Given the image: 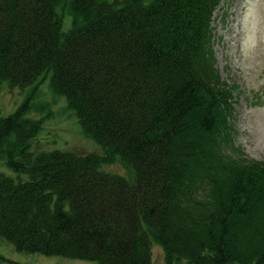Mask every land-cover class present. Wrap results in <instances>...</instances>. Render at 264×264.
Listing matches in <instances>:
<instances>
[{
    "label": "trees",
    "instance_id": "16d2710c",
    "mask_svg": "<svg viewBox=\"0 0 264 264\" xmlns=\"http://www.w3.org/2000/svg\"><path fill=\"white\" fill-rule=\"evenodd\" d=\"M220 1L0 0V83L50 73L102 149L30 152L42 118L27 115L48 107L33 94L0 117V154L27 176L0 175V238L98 264H152V244L164 264H264V163L227 154L236 86L214 64ZM114 164L131 178L101 170Z\"/></svg>",
    "mask_w": 264,
    "mask_h": 264
},
{
    "label": "rangeland",
    "instance_id": "374dc122",
    "mask_svg": "<svg viewBox=\"0 0 264 264\" xmlns=\"http://www.w3.org/2000/svg\"><path fill=\"white\" fill-rule=\"evenodd\" d=\"M114 1V0H107ZM226 14V19L222 16ZM233 12V14H232ZM71 16L62 15L63 31L70 29ZM213 50L215 68L220 80L227 86H236L232 95L234 145L227 152L232 158H245L264 163V0H227L215 11L213 20ZM33 94L36 105L47 104L45 110L31 112L27 117L41 119V129L30 141L33 154L54 150L74 151L80 154L102 153L101 147L81 132L73 110L67 107L62 95L50 88V73H43L34 84L23 88L0 83V117L13 113ZM49 115L46 116V114ZM233 143V141H232ZM6 154H0V175L15 181H26L6 164ZM102 171L131 178L130 173L116 164L101 167ZM152 264H164L163 252L151 245ZM0 264H98L93 261L17 252L13 245L0 238ZM179 264H184L180 262Z\"/></svg>",
    "mask_w": 264,
    "mask_h": 264
}]
</instances>
